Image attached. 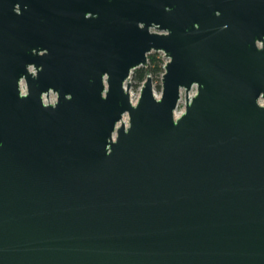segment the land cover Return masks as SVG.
Here are the masks:
<instances>
[{"label":"water","instance_id":"obj_1","mask_svg":"<svg viewBox=\"0 0 264 264\" xmlns=\"http://www.w3.org/2000/svg\"><path fill=\"white\" fill-rule=\"evenodd\" d=\"M0 264H264V0H0Z\"/></svg>","mask_w":264,"mask_h":264},{"label":"rangeland","instance_id":"obj_2","mask_svg":"<svg viewBox=\"0 0 264 264\" xmlns=\"http://www.w3.org/2000/svg\"><path fill=\"white\" fill-rule=\"evenodd\" d=\"M154 54H156L157 58H160V60L164 63L167 61L164 56L163 53L161 52H152ZM152 84H153V89H154V94L159 97L160 96V92H161V76H153L152 78ZM141 84L136 85V83L134 82V80L131 78L130 80V88H129V94H130V99L132 101V103H136L138 100V97L140 95V89H141ZM195 87H193L190 92H189V96H193V94L195 93ZM54 94L50 93L49 95V99L53 100L54 99ZM184 103H185V98H184V91H182L181 93V100L178 103V107L175 111L176 115H179L181 112H183L184 110ZM122 122L126 123V127L128 126V117L127 115H124L122 118Z\"/></svg>","mask_w":264,"mask_h":264},{"label":"trees","instance_id":"obj_3","mask_svg":"<svg viewBox=\"0 0 264 264\" xmlns=\"http://www.w3.org/2000/svg\"><path fill=\"white\" fill-rule=\"evenodd\" d=\"M163 66V62L160 60V58H157L156 54L150 53L148 55L146 67H140L133 70L131 78L134 80L136 85L141 84L148 75H150L152 78L153 76H162L164 73Z\"/></svg>","mask_w":264,"mask_h":264},{"label":"built area","instance_id":"obj_4","mask_svg":"<svg viewBox=\"0 0 264 264\" xmlns=\"http://www.w3.org/2000/svg\"><path fill=\"white\" fill-rule=\"evenodd\" d=\"M28 70L30 71V72H34V68H33V66H28ZM20 89H21V93L22 94H25V92H26V87H25V83H24V80L22 79L21 81H20ZM55 96V95H54ZM50 100V99H49ZM53 101H55V97H54V99L53 100H50V102H53ZM135 104V103H134Z\"/></svg>","mask_w":264,"mask_h":264},{"label":"bare ground","instance_id":"obj_5","mask_svg":"<svg viewBox=\"0 0 264 264\" xmlns=\"http://www.w3.org/2000/svg\"><path fill=\"white\" fill-rule=\"evenodd\" d=\"M175 116H179V115H176V114H175ZM123 124L126 126V123H125V122H124Z\"/></svg>","mask_w":264,"mask_h":264}]
</instances>
